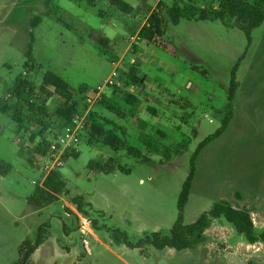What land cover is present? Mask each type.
Masks as SVG:
<instances>
[{
    "label": "rangeland",
    "instance_id": "rangeland-1",
    "mask_svg": "<svg viewBox=\"0 0 264 264\" xmlns=\"http://www.w3.org/2000/svg\"><path fill=\"white\" fill-rule=\"evenodd\" d=\"M124 1L133 7L131 14L108 0L93 6L85 0H0V102L18 79L27 77L39 87L47 72L67 81L78 101L79 86L104 87L114 63L120 75L136 68L146 78L144 87L104 89L120 105L122 119L97 102H80L82 115H93L125 146L114 152L89 142L84 132L60 169L68 194L43 208L29 204L42 184L31 142L38 126L19 129L0 111V264L18 263L26 241L34 246L28 264H264V244H248L224 220H213L205 241L186 250L137 247L152 233L169 234L177 221L193 154L221 128L232 70L245 53L229 126L197 157L184 223L227 203L250 211L256 230L264 229V23L249 45L236 27L185 19L175 25L161 11L163 49L130 38L160 1L170 6L172 0ZM37 17L42 21L33 27ZM27 64L35 70L28 73ZM128 94L137 98L135 107L124 99ZM58 103L50 100V110ZM51 122L57 131V117ZM110 158L116 165L112 173L87 166ZM76 197L82 198V210ZM83 219L90 221L89 232L80 227Z\"/></svg>",
    "mask_w": 264,
    "mask_h": 264
},
{
    "label": "trees",
    "instance_id": "trees-1",
    "mask_svg": "<svg viewBox=\"0 0 264 264\" xmlns=\"http://www.w3.org/2000/svg\"><path fill=\"white\" fill-rule=\"evenodd\" d=\"M93 6L98 0H85ZM113 6L117 7L123 13L131 14L133 7L124 0H108ZM203 2V4H201ZM165 12L167 21L177 25L181 19L188 21H220L228 28L236 27L240 29L247 37L248 44L252 42V33L261 27L264 23V0H172L171 5L160 1L156 10L149 16L146 24L139 31V40L154 44L160 48L166 49L163 43L165 35L164 21L162 15ZM42 19H34L32 26L37 27ZM98 43L107 46V39H100ZM246 53L240 58L234 66L231 74V83L228 91V111L223 119L222 126L214 134L205 138L198 146L191 159V170L189 176L184 182L183 189L179 196L178 219L170 230L169 234L155 232L141 239L137 247L151 245L157 250L167 248L177 251L186 250L205 241L204 232L207 230L213 220H224L230 224L235 231L241 235L248 244H264V229L258 232L255 228L251 212L247 209H237L227 203L216 204L210 211L204 213L200 218L192 223H184V211L189 200L193 180L196 173V160L201 151L214 139L221 136L229 126L232 119V105L238 89L237 71L241 61ZM28 73L35 70L34 65L27 64ZM27 76V73H26ZM122 86L114 90L123 91L127 87L145 86L146 78L140 76L139 70L132 68L128 73L121 74ZM94 89L88 85H81L77 94L80 101L76 100V95L70 89L69 84L63 78L54 73L47 72L44 75L39 87L26 78L18 79L14 87L10 90L9 97L0 102V111L8 114L12 121L16 123L19 129H23L26 124H35L39 131L31 136V142L35 143L33 154L44 157L48 153L51 143L54 141L57 133L69 126L72 119L81 114L80 102L87 100V95L94 94ZM59 100L58 105L50 110L48 102L53 98ZM124 99L131 106L135 107L137 98L133 94L124 95ZM103 108L116 115L118 118H124L121 107L110 96L101 95L97 101ZM88 104L85 103V108ZM56 116L59 120L60 127L58 130L52 129L51 118ZM51 117V118H50ZM86 137L89 142H102L112 151L118 152L124 146V141L113 131H107L97 124L93 115L86 119ZM51 137V138H50ZM129 153L136 154L135 150L129 149ZM78 154V153H77ZM74 153V156L77 155ZM68 152L65 159H68ZM88 168L100 173H112L116 170L115 160L108 159L106 162L91 160ZM122 171L126 169L120 168ZM67 184L60 170L51 172L41 185H37L31 197L29 204L35 208H43L59 201L60 197L67 195ZM78 209L82 210V198H73ZM42 230V229H41ZM120 240L126 241V235L119 233ZM42 243L40 236L36 246ZM34 253V246L31 242L26 241L20 249L21 258L15 264H28L30 257Z\"/></svg>",
    "mask_w": 264,
    "mask_h": 264
},
{
    "label": "built area",
    "instance_id": "built-area-1",
    "mask_svg": "<svg viewBox=\"0 0 264 264\" xmlns=\"http://www.w3.org/2000/svg\"><path fill=\"white\" fill-rule=\"evenodd\" d=\"M131 41L134 43L139 37L131 36ZM115 67L111 75L105 82L104 87L94 90V94L87 95V101L90 104L97 102L105 90L110 88H120L122 86L121 75L118 72V66L114 63ZM105 89V90H104ZM86 115L77 114L69 126L64 128L61 132L57 133L54 141L51 143L48 153L44 157L35 156L34 161L37 166L41 168L42 181L53 171L60 170L67 159L66 154L75 149L81 141L82 134L86 131ZM41 185V184H39ZM90 221L83 219L80 227L83 231L89 232Z\"/></svg>",
    "mask_w": 264,
    "mask_h": 264
}]
</instances>
